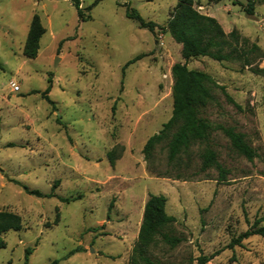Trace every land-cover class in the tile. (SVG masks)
I'll use <instances>...</instances> for the list:
<instances>
[{
	"label": "rangeland",
	"instance_id": "obj_1",
	"mask_svg": "<svg viewBox=\"0 0 264 264\" xmlns=\"http://www.w3.org/2000/svg\"><path fill=\"white\" fill-rule=\"evenodd\" d=\"M78 1L84 18L73 0H0V210L21 217L19 230L0 234V264H128L152 193L165 196L175 217L171 232L183 237L174 247L150 246L154 260L198 264L207 255L205 264H264V235L231 242L264 214V75L251 70L264 65V0L251 15L242 10L247 0H195L225 32L235 28L247 39L239 45L245 55L186 61L239 105L212 87L201 115L242 132L257 155L247 159L213 130L173 161L168 138L148 159L142 148L171 115V66L184 61L180 43L163 29L177 0H99L91 8L95 0ZM127 5L154 21V30L127 18ZM35 13L45 31L28 57L23 48ZM253 43L260 52L250 50ZM11 81L19 91L10 90ZM48 84L52 103L43 96ZM206 146L226 169L224 180L214 166L200 169ZM15 181L42 193L55 184V196L28 194Z\"/></svg>",
	"mask_w": 264,
	"mask_h": 264
},
{
	"label": "trees",
	"instance_id": "obj_2",
	"mask_svg": "<svg viewBox=\"0 0 264 264\" xmlns=\"http://www.w3.org/2000/svg\"><path fill=\"white\" fill-rule=\"evenodd\" d=\"M95 0L87 8L97 3ZM257 0H247L242 6L246 15L254 13V5ZM235 3V1L233 2ZM238 3V2H237ZM76 12L79 18H84L83 9L79 6L78 0H73ZM195 0H177L173 12L168 18L163 29L178 43H180V54L183 62L177 61L171 66V95L172 110L169 119L162 124L160 130L150 135L145 141L142 152L145 159L151 155L153 148L165 138L167 140V159L175 160L178 155L186 150L193 142H206L213 130H220L229 139L233 148L247 159L252 160L257 155L256 150L246 140L242 132L236 131L231 126H224L220 123H213L207 117L201 115V110L211 99L212 87L219 88L226 99L233 105H239L225 91L223 85L217 83L207 72L199 69L188 68L186 61L190 58L199 56H208L217 61L240 60L245 51L239 48L240 43L247 39L241 37L238 31L233 28L229 32L222 29L218 20L206 13H202L194 6ZM125 16L137 22L140 28H146L153 31L156 23L152 20L144 19L140 13L127 5L125 7ZM87 18V16H86ZM45 28L42 25L39 16L35 13L30 21L29 29L24 43L23 52L28 57H34L37 53L39 39L44 33ZM251 51L260 52L256 43L250 47ZM140 58L137 55L130 59L124 66ZM244 65H248V60L244 59ZM256 74L264 75V65L253 67L251 69ZM50 85L48 84L43 91L44 98L52 103L48 97ZM172 131V132H171ZM108 160L113 163L112 152H108ZM214 166L218 171V178L225 179L226 169L217 161L215 151L206 146L201 153L200 169L204 170ZM22 189L36 196H55L52 185L47 193H42L37 189H29L25 184L15 181ZM62 201H68L66 197H59ZM166 198L163 194H149L143 206L142 219L139 225L136 241L132 247L128 264H161L154 260L148 254L150 246L158 241L176 246L183 240L181 235L171 232V226L175 223V217L165 210ZM264 220V214L256 218L251 226L245 231L239 233L232 239V243H240L243 238L250 234L264 235V225L258 226L259 222ZM21 228V217L19 214L0 210V234L8 230H19ZM5 246V241L0 237V247ZM77 251L70 250L67 255ZM31 253V248H25V260ZM209 256L199 255L196 260L198 264H205ZM49 264H59V259L55 258Z\"/></svg>",
	"mask_w": 264,
	"mask_h": 264
},
{
	"label": "built area",
	"instance_id": "obj_3",
	"mask_svg": "<svg viewBox=\"0 0 264 264\" xmlns=\"http://www.w3.org/2000/svg\"><path fill=\"white\" fill-rule=\"evenodd\" d=\"M9 86H10V90L13 91V92H17V91L20 90V85L17 82H15V81H11L9 83Z\"/></svg>",
	"mask_w": 264,
	"mask_h": 264
}]
</instances>
